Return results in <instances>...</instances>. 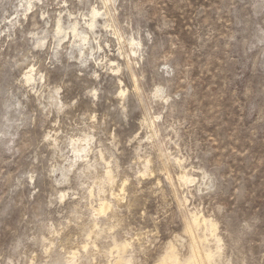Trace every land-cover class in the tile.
<instances>
[{
    "label": "rangeland",
    "instance_id": "1",
    "mask_svg": "<svg viewBox=\"0 0 264 264\" xmlns=\"http://www.w3.org/2000/svg\"><path fill=\"white\" fill-rule=\"evenodd\" d=\"M192 237L264 264V0H0V264H197Z\"/></svg>",
    "mask_w": 264,
    "mask_h": 264
},
{
    "label": "bare ground",
    "instance_id": "2",
    "mask_svg": "<svg viewBox=\"0 0 264 264\" xmlns=\"http://www.w3.org/2000/svg\"><path fill=\"white\" fill-rule=\"evenodd\" d=\"M105 14H106L105 12H103L102 14H100L98 10L92 9L91 10V13H90V18L85 23V29H90V30L93 29L94 26L96 25V17L99 16V15H105ZM61 31H62V29H61L60 25L58 24L57 25V33L59 34V33H61ZM71 33H72V36L74 38H78L82 42V46L85 45V54H86V52L88 51L87 49L89 48L87 46L88 43H89L88 42L87 31L85 30V34H84V32L79 31L76 28V23H74L71 26ZM25 80L26 81H31L32 80V75H31L30 72L25 74ZM73 150H75V152H77V153H79L80 151L81 152L82 151H85L84 147H81V146H78V147H76V149H73ZM106 178L109 179L108 174H107V177ZM180 178L185 183H186V181H189L190 180V177L188 175H186L185 173L183 175H181ZM105 209H106V204L104 205L103 203L98 208L99 212H101V213ZM190 219H191V223L189 224V226L187 228V232L188 233H191L192 232L193 227H198L200 225H203L205 228H207L210 231V233L211 232L213 233V229H214L213 227H215V226L211 222L207 221L205 218H202L201 216H198V215L193 214L192 215V218H190ZM207 229H206V231H207ZM192 236H193V234H192ZM191 247H192L191 250H192V253H193V260H194L195 263H197V264H210V262H209L210 261V254L201 252V250H200V248H199V246L197 244V241H195L193 237H192V246ZM189 258H190V256H189ZM160 264H178L177 263V258L175 256L174 252L171 251V249H169V252L165 255V257L162 259V261L160 262Z\"/></svg>",
    "mask_w": 264,
    "mask_h": 264
}]
</instances>
